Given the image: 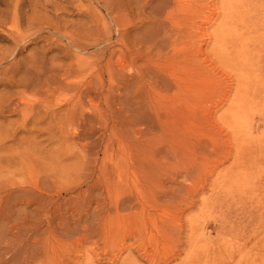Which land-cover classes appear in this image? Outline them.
<instances>
[{
	"label": "rangeland",
	"instance_id": "obj_1",
	"mask_svg": "<svg viewBox=\"0 0 264 264\" xmlns=\"http://www.w3.org/2000/svg\"><path fill=\"white\" fill-rule=\"evenodd\" d=\"M197 1L206 11L220 5ZM119 8L117 0H0V96L42 95L50 79L54 117L75 94L59 87L61 75L99 81L92 111L67 138L55 115L4 142L0 179L25 186L31 158L53 185L48 214L0 187V264H264V38L261 52L247 51L214 39L221 16H200L179 24L174 53L168 39L161 55L145 56L153 21L133 9L139 17L120 38ZM119 12L123 25L130 14ZM262 13H251L262 15L255 29ZM126 42L138 53L125 54ZM118 44L126 63L117 64ZM13 72L18 85L4 87ZM22 122L6 113L0 132Z\"/></svg>",
	"mask_w": 264,
	"mask_h": 264
},
{
	"label": "bare ground",
	"instance_id": "obj_2",
	"mask_svg": "<svg viewBox=\"0 0 264 264\" xmlns=\"http://www.w3.org/2000/svg\"><path fill=\"white\" fill-rule=\"evenodd\" d=\"M219 1H220L219 7L217 6V4H213L212 7L213 8L216 7V9L213 10V8H212L210 10L208 8L209 10L206 11L205 8L202 9L201 7H199L200 4L196 5L198 2L197 0H192V1H190V0H117L120 8L118 9V12L116 14L117 19L115 18L116 26H117L116 32H117L118 36L121 38L122 37L121 36L122 31L119 32V30L123 26H125L124 29H127L126 25L130 26L132 24L131 20L134 19V15H135L133 13V9H135V11H137V13L140 16L146 17L147 19H149L151 21V23L153 21V23H152L153 25L151 24V26H152L151 30H153V28H155L154 35L150 34L148 36V38H146L148 43H144V45H145L144 48L147 49V51H148V52H146L145 56H148V55L154 54V53L157 55H161L162 50L164 51L163 46L165 44V40H168V39L170 40L169 41V47H170L171 51L174 53V51H175V36L177 35L176 34L177 31L180 32L178 27H179V24L182 23V21L186 20V21H188L187 22L188 24H189V21L191 22V24H194V23H192L191 20L196 19L197 17H200V16H204V20L206 22L207 21L211 22V21H213L214 17H220L221 16L222 17V23L218 26V30H216V33L214 34V39L218 38L217 33H220L222 36H225L227 39H230L231 41L238 42L239 48L244 46V49H246L247 51L254 50V51L261 52L260 47L262 45H260V44L263 42L261 38H264V20L262 21V23L259 24L258 28L255 29L256 24L259 23L258 19L259 18L261 19L260 16H262V15H259V16L258 15H252L251 13L258 10V11H263L262 14H264V0H219ZM199 2H201V1H199ZM120 9H124L126 12H128L130 14V16L127 19H125V24H123V25H122L121 20H119L121 18V14L119 12ZM217 11H220V12H217ZM136 17H139V16H136ZM237 22L242 23L244 26V29H241L242 26L240 24L235 26V23H237ZM158 25H160L159 29H162V30H160L161 33H159V31L157 29ZM185 26H186V23H185ZM180 29H181V26H180ZM249 30L251 31V33ZM178 35H180V34H178ZM161 42H163V43H161ZM235 42H232V43H235ZM122 44H124V43H122ZM120 45L117 49V53H118L117 64H121L124 60L123 59L124 51ZM123 46L125 48V54H133V52L138 53V49L136 48L134 50V45L132 43L129 44L128 42H126ZM140 53L141 52L139 50V54ZM122 54H123V56H122ZM78 63H80L79 60H78ZM123 63H126V62H123ZM263 64H264V62H263ZM263 64L260 61H258V62L251 63V65L250 64L247 65L246 68L247 69L248 68H254V67L260 68ZM121 67H123V65H121ZM117 68H120V66ZM119 71H121V70H119ZM38 73H40V72H38ZM15 74L16 73H14V72L11 74V77H10L11 79L9 80V83H7L8 80L6 82L7 84L3 83L4 87L11 88V87H16L18 85L19 82H16L15 77H17V76H15ZM66 76H67V74L61 75L60 82H62V84H60L59 87H62V86L65 87L66 86L65 88L73 89V90H75V94L73 95V102L69 103L68 107L61 110L60 113L55 114L60 119V121L62 120L60 122L61 123L60 135L62 137H60V138H64V137L67 138L68 137L65 135V134H68L69 129H67V128H70L71 126L75 125V121L79 120L80 118H82V120H83V114H84L85 110L86 111H92V107L94 106L93 101H94V98L96 96V92L98 90L97 84L99 82V81H97V78H94L95 76H93V77L89 78L88 80H85L83 82V84H81L79 82L68 83V82H65ZM2 77H3V75H2ZM118 77H119V75H118ZM40 78L45 79L43 74L42 75L37 74L36 79L41 80ZM3 81H4V79H2V81L0 80V83ZM43 81L44 82L41 86V89L44 93L42 91L41 92H42V95H44V98H42V99H40V97L42 95L39 94L40 95L39 96L38 94H35V93L34 94L30 93L31 98L29 96H26L29 99L23 98L24 96L21 97L20 95H18L19 94L18 92H12L10 95L8 94V96H7V94H5V95L2 94L0 96V119L4 118V115L6 113L7 114L8 113L9 114H15L16 113V114L20 115L23 119L22 124L16 128H14L11 132H9L7 130L0 132V151L2 150V148L4 149V142L9 137L14 136L17 133V130L19 131V128H25L28 125H30V126H36L38 124L42 125V123L43 124L45 123L48 126L51 123L52 119L55 117V115L53 117L51 114V107L49 105L50 102H47V101L45 102L46 97L48 96V93L50 91V89H49L50 79H45ZM81 81L82 80H80V82ZM58 89H56V90H58ZM61 89H63V88H61ZM20 93H21V91H20ZM15 99H17L18 102L15 101ZM84 99H88V107L87 108L85 107L87 105L83 106V104H82ZM39 107H41L43 110L42 117H40V114H39L40 112L38 110H36ZM58 118H56L55 120L58 121ZM87 120L88 119H86V121ZM84 121H85V119H84ZM88 121H90V123L89 122L88 123L91 124L92 121L91 120H88ZM83 124H84V122H83ZM12 125H13L12 123H7V126L9 129ZM88 126H90V125H88ZM0 127H2V125ZM50 128L48 127V130L45 128L46 129L45 133L47 132V134H49ZM25 129H24V131H25ZM249 130L252 132L254 130V128L252 126H250ZM29 133L32 134L33 132L32 133L29 132ZM33 134L35 135V133H33ZM33 139L35 140L34 136L32 137V141H33ZM75 139H77V138L75 137ZM75 139H74V141H75ZM62 143H64V142H62ZM72 143H73V141H72ZM80 146H81V144H80ZM23 155H21L22 157L20 159L21 160L22 159L27 160L25 158V156L27 157V155H24V157H23ZM30 159L28 161H30ZM28 161H26V163H27L26 169L28 170L27 171L28 172V180H27L28 182H25V184L27 183L28 185L27 184L25 186H22L20 184L17 185L16 183H14L11 180L0 179V187L1 186L6 187V188L10 187V189H8L5 192V197H7L10 201H14L15 203L16 202L21 203V205L25 206V208L28 206L33 207L34 210L32 212L35 214H37L39 212H43L44 214H48L49 213V204L51 201V194H52V189H51L52 185H53L52 179H50L48 181V177H49L48 175H44V176L38 175L35 171H33L31 169V164ZM0 162H3L2 157H0ZM32 164L34 165V163H32ZM96 171H98V170H96ZM100 172H101V170H100ZM89 175H91V174H88V177H89ZM94 183L95 182H92L90 184L91 186H89V182H85L87 187L92 188L93 186L95 187L96 183H98V179L96 180L95 185H94ZM76 195H79V193H77ZM9 200H8V202H10ZM8 204H10V203H8ZM12 208L13 207L10 206V209H12ZM8 212H12V211H9V209H8ZM13 213L14 212H12V214ZM4 217H5V215L3 216V218ZM0 218H2V217H0ZM8 218H9V215H8ZM30 220H31V218H30Z\"/></svg>",
	"mask_w": 264,
	"mask_h": 264
}]
</instances>
